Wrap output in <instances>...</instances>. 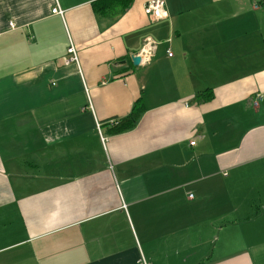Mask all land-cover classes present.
<instances>
[{
	"label": "crops",
	"instance_id": "crops-1",
	"mask_svg": "<svg viewBox=\"0 0 264 264\" xmlns=\"http://www.w3.org/2000/svg\"><path fill=\"white\" fill-rule=\"evenodd\" d=\"M97 1L0 0V264H264V0Z\"/></svg>",
	"mask_w": 264,
	"mask_h": 264
},
{
	"label": "trees",
	"instance_id": "trees-1",
	"mask_svg": "<svg viewBox=\"0 0 264 264\" xmlns=\"http://www.w3.org/2000/svg\"><path fill=\"white\" fill-rule=\"evenodd\" d=\"M135 0H99L93 3V11L96 15L100 17H111L118 13H121L127 10ZM260 4H264L262 1ZM214 92L211 89H207L203 92L197 93L195 95V100L199 102H208L213 99ZM145 112V107L142 102V98H139L132 110L131 113L118 122L117 125L110 127L108 132L110 134H119L132 130L137 122L140 120L141 116Z\"/></svg>",
	"mask_w": 264,
	"mask_h": 264
},
{
	"label": "built area",
	"instance_id": "built-area-1",
	"mask_svg": "<svg viewBox=\"0 0 264 264\" xmlns=\"http://www.w3.org/2000/svg\"><path fill=\"white\" fill-rule=\"evenodd\" d=\"M57 4V0H56ZM53 15H59L62 16L64 15V11H62L59 6L57 5L53 10H52ZM145 14L149 17V19L156 23V22H161L166 19H168L169 14L167 11L166 7V2L165 0H151L147 2L145 5ZM159 43L155 41L152 38H147L144 42V46L142 47L140 53L135 56H139L141 58V63L138 67H145L149 65L152 61V58L154 57L157 49H158ZM69 52L71 54H74L73 49H70ZM169 56H172V53L169 52ZM74 60L76 58L74 57ZM119 121L117 120H112L108 123L109 127H113L118 124ZM101 125H98V130L100 133ZM101 135V133H100ZM102 137V136H101ZM196 144L195 141L191 142V145L194 146ZM192 198V196H190Z\"/></svg>",
	"mask_w": 264,
	"mask_h": 264
},
{
	"label": "water",
	"instance_id": "water-1",
	"mask_svg": "<svg viewBox=\"0 0 264 264\" xmlns=\"http://www.w3.org/2000/svg\"><path fill=\"white\" fill-rule=\"evenodd\" d=\"M132 61H133V65L135 67H138L141 63V58L139 56H134ZM122 64H125V63H122Z\"/></svg>",
	"mask_w": 264,
	"mask_h": 264
},
{
	"label": "rangeland",
	"instance_id": "rangeland-1",
	"mask_svg": "<svg viewBox=\"0 0 264 264\" xmlns=\"http://www.w3.org/2000/svg\"><path fill=\"white\" fill-rule=\"evenodd\" d=\"M159 46H160V44H159ZM159 46H158V47H159ZM137 55H138V54H137Z\"/></svg>",
	"mask_w": 264,
	"mask_h": 264
}]
</instances>
